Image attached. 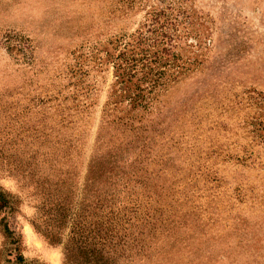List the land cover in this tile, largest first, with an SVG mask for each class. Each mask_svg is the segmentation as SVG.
<instances>
[{
    "label": "rangeland",
    "instance_id": "rangeland-1",
    "mask_svg": "<svg viewBox=\"0 0 264 264\" xmlns=\"http://www.w3.org/2000/svg\"><path fill=\"white\" fill-rule=\"evenodd\" d=\"M0 190V264H264V0H0Z\"/></svg>",
    "mask_w": 264,
    "mask_h": 264
},
{
    "label": "trees",
    "instance_id": "trees-1",
    "mask_svg": "<svg viewBox=\"0 0 264 264\" xmlns=\"http://www.w3.org/2000/svg\"><path fill=\"white\" fill-rule=\"evenodd\" d=\"M74 195V189H72L70 182V211L74 205ZM62 204L63 202L57 200V198L55 197H53V200L47 197L43 201L42 206H45V210H47V213L51 214L56 213L57 210L60 211L68 208L67 204H64V206H62ZM11 211L12 199L7 193L0 190V223L3 227L4 232L7 234L8 238H10L11 242L13 243L16 242V228L12 225V221L8 217L9 212ZM109 232L110 229H106V231L102 233L103 236L101 235L102 237H100L104 241L110 239L111 236L109 235ZM44 233L51 240L56 238V235L53 234L49 229H45ZM79 233L80 231L78 230L76 232L78 238H75L74 236L70 244V260L72 262H75L77 260L76 264H107L110 258L109 253L102 252L103 248L96 246L95 242L88 240L85 241L83 236L79 237ZM90 233L92 232L90 231L89 234ZM15 259L17 262L25 264L21 255H16Z\"/></svg>",
    "mask_w": 264,
    "mask_h": 264
}]
</instances>
